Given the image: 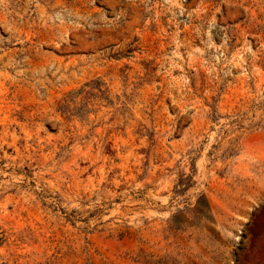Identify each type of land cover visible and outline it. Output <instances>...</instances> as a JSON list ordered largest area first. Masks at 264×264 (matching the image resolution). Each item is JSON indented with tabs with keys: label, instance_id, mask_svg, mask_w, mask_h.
I'll use <instances>...</instances> for the list:
<instances>
[{
	"label": "rangeland",
	"instance_id": "374dc122",
	"mask_svg": "<svg viewBox=\"0 0 264 264\" xmlns=\"http://www.w3.org/2000/svg\"><path fill=\"white\" fill-rule=\"evenodd\" d=\"M0 264H264V0H0Z\"/></svg>",
	"mask_w": 264,
	"mask_h": 264
}]
</instances>
